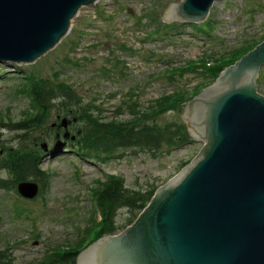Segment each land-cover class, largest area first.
I'll return each mask as SVG.
<instances>
[{
	"label": "rangeland",
	"instance_id": "1",
	"mask_svg": "<svg viewBox=\"0 0 264 264\" xmlns=\"http://www.w3.org/2000/svg\"><path fill=\"white\" fill-rule=\"evenodd\" d=\"M178 1L97 0L81 6L68 33L34 62L0 63V119L16 122L35 112L22 88L29 75L68 83L80 96L81 107L92 102L102 109V120L162 123L168 108L157 109V101L170 95L172 103L175 91H187V100L191 99L239 59L240 55L230 57L234 51L246 50L264 37V0L215 1L205 19L212 28L208 32L204 26L195 31L184 22L173 28L159 19L161 10ZM199 59L205 60L203 65L187 67ZM256 83L264 95V64ZM184 105L165 119L182 122ZM57 113L70 118L51 107L43 125L33 130L32 143L36 139L38 147L42 141L52 145L55 128L49 125ZM183 131L189 141L179 146L152 153L120 148L102 156L103 161L78 155L76 144L70 142L59 154L40 151L41 168L49 173L44 191L27 200L14 190L0 189V250L11 258L10 264H29L54 248L67 250L77 243L82 250L97 238L95 190L115 176L122 177L130 190L156 191L203 145L185 122ZM2 132L9 145L20 139L13 130ZM128 216L127 208L118 209L116 233L126 227Z\"/></svg>",
	"mask_w": 264,
	"mask_h": 264
},
{
	"label": "water",
	"instance_id": "2",
	"mask_svg": "<svg viewBox=\"0 0 264 264\" xmlns=\"http://www.w3.org/2000/svg\"><path fill=\"white\" fill-rule=\"evenodd\" d=\"M94 1L0 0V62L34 61ZM214 1L170 2L158 16L165 23L204 19ZM263 64L264 41L189 101L183 118L201 148L131 226L92 242L76 264H264V95L255 90ZM64 145L58 139L41 148L52 156ZM16 189L31 199L38 184L20 181Z\"/></svg>",
	"mask_w": 264,
	"mask_h": 264
},
{
	"label": "trees",
	"instance_id": "3",
	"mask_svg": "<svg viewBox=\"0 0 264 264\" xmlns=\"http://www.w3.org/2000/svg\"><path fill=\"white\" fill-rule=\"evenodd\" d=\"M256 44L250 45L246 50L236 51L230 57L244 54ZM22 88L30 96L32 105L36 109L31 114L25 113L24 117L16 122H4L0 119V150L2 151L0 154V189L15 190L19 181L33 180L41 184L42 191L45 190L49 173L41 168L40 149L36 145V139L32 143L31 134L33 130L43 125L47 113L53 106L57 110L61 109L66 115L75 117L80 123L81 133L76 136L74 152L84 158L103 161L106 158L102 156L120 148L162 152L164 149L189 141L183 131L182 122L169 121L145 126L132 121H118L116 117L108 121L102 120L100 116L102 109L93 106L92 102L82 103L81 107L80 96L66 82L31 76L26 78V83ZM168 98L166 97L162 102L157 101L155 107L159 110L168 108L176 111L175 107H180L186 102L187 93L175 94L172 103H168ZM61 116L64 114L62 113ZM4 128L17 132L15 137L20 139L16 145L6 143L2 132ZM152 193L153 190L141 193L126 188L121 177L113 176L107 179L94 193L100 214L95 237L111 234L117 230L114 220L121 207L127 208L131 215L130 222L142 210ZM79 244L81 243L75 245ZM75 245H71L72 247L67 250H61L60 247L54 248L29 264H75L78 250L82 248V245L80 247ZM10 262L11 258L4 250H0V264H10Z\"/></svg>",
	"mask_w": 264,
	"mask_h": 264
},
{
	"label": "flooded vegetation",
	"instance_id": "4",
	"mask_svg": "<svg viewBox=\"0 0 264 264\" xmlns=\"http://www.w3.org/2000/svg\"><path fill=\"white\" fill-rule=\"evenodd\" d=\"M58 118H59V115H56L55 116V119L56 120H58ZM55 123L57 124V122L55 121ZM73 124H75V122H70V123H68V125H67V130H69V131H72L73 130ZM55 126V125H54ZM57 126V125H56ZM55 126V127H56ZM58 129V128H57ZM59 130V129H58ZM62 132H63V129H62V131H55V134H54V137L56 138L57 137V135L59 134V136L62 134Z\"/></svg>",
	"mask_w": 264,
	"mask_h": 264
}]
</instances>
